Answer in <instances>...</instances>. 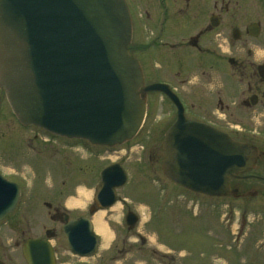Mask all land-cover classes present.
<instances>
[{
    "label": "rangeland",
    "instance_id": "374dc122",
    "mask_svg": "<svg viewBox=\"0 0 264 264\" xmlns=\"http://www.w3.org/2000/svg\"><path fill=\"white\" fill-rule=\"evenodd\" d=\"M128 1L135 23L132 46L137 47L140 57L143 44L148 41V25L152 24L142 19L147 9L144 6L150 1ZM154 14L151 12V18ZM179 23L169 21V32L178 29ZM263 40L258 38L248 45L232 46L228 52L235 57L233 65L241 64L236 70L231 68L236 76L230 75L232 81L227 78L226 70L214 74L205 90L210 92L205 96L198 89L202 82H193L197 94L188 92L184 83L177 84L187 106L186 116L204 117L233 136L242 137L245 132L250 142L264 139L257 135L264 132V81L253 72L255 65L264 60V50H255V45ZM166 44L169 53L166 58L163 54L158 58L162 69L159 76H169L178 83L180 73L186 76L199 65L209 66L206 58L195 52L197 44L194 50L185 40L177 43L176 51ZM236 48L240 51L236 52ZM143 58L140 59L145 63L143 70L148 74V56ZM239 72L242 81L237 76ZM156 75L151 73L149 78ZM248 80L253 87L256 85V93L263 98L252 107L241 104L242 90ZM217 90L223 104H230L229 109L216 107ZM203 97H208L213 105L208 106V99ZM200 98L202 104L197 101ZM162 99L158 93H147L146 116L139 133L130 142L111 148L98 146L87 150L80 141L53 137L33 127L19 130L13 121L6 122L0 136H7L11 142L0 140V148L4 145L6 148L4 152L0 149V171L19 183L21 196L15 211L0 222V245H12L15 240L20 243L28 236H42L46 228L58 230L59 222L51 218L53 207L61 210L62 204L76 195L77 183L88 187L94 182L98 168L119 161L127 169V183L118 189L116 204L97 212L101 213L98 222L106 227L109 236L100 239L98 252L88 258L69 255L57 246L60 264H264V184L250 177L231 180V194L213 197L167 185L160 168V150L170 116L169 106ZM254 169L253 173L264 175V158ZM252 188L258 190L256 197L247 195ZM61 190L65 194L60 196ZM235 192L239 196H234ZM163 196L170 199L169 203L157 213ZM91 199L92 196L85 198L82 208H71L70 215H88L85 206ZM45 201L51 202L52 208ZM127 210L138 216V221L130 227L124 221Z\"/></svg>",
    "mask_w": 264,
    "mask_h": 264
},
{
    "label": "water",
    "instance_id": "95a60500",
    "mask_svg": "<svg viewBox=\"0 0 264 264\" xmlns=\"http://www.w3.org/2000/svg\"><path fill=\"white\" fill-rule=\"evenodd\" d=\"M130 38L124 0H0V86L24 123L91 142L121 143L136 133L145 109L138 63L127 50ZM225 138L206 124L186 121L179 106L164 140V169L194 190L217 192L200 186L208 171L224 181L228 169L238 170L253 155L242 143L223 145ZM119 168L110 166L103 173L121 177L100 184L99 195L106 194L98 197L101 205L114 200L113 187L124 179ZM17 197V186L0 180V217L15 207ZM61 234V243L73 253L96 250L84 217L67 222ZM27 243L43 259L51 256L43 240ZM30 260L36 263L34 255Z\"/></svg>",
    "mask_w": 264,
    "mask_h": 264
},
{
    "label": "flooded vegetation",
    "instance_id": "af4514ba",
    "mask_svg": "<svg viewBox=\"0 0 264 264\" xmlns=\"http://www.w3.org/2000/svg\"><path fill=\"white\" fill-rule=\"evenodd\" d=\"M146 1L150 2L144 6L147 9L143 11L142 19L152 22L150 25L152 42L166 45L167 42L177 44L187 40L191 44L201 46L203 55L207 56V59H211L209 66L215 74L223 65L228 73L230 71L229 75L235 77L236 74L232 72L231 68L236 70L241 65H233L235 57L230 51L223 56L220 53L221 46L226 43L248 45L258 38L264 39V5H260L261 0H253L252 3H250L251 0H144V3ZM151 12L155 13L153 18H151ZM174 20L180 22L179 28H173L169 32L168 23ZM184 27L193 29L194 33L188 35L186 32L179 31ZM263 43H261L262 46H264ZM235 50L236 52L240 51L239 48ZM221 61L224 63L221 64ZM253 72L258 76L256 68L253 69ZM241 75V72L237 74L240 81H242ZM248 77L250 78V74ZM206 81L210 82L209 79ZM242 91L244 95L240 99L244 107L255 106L261 99L256 93V85L253 87L251 80L246 81ZM208 92L210 90L202 93ZM218 92L221 93L220 90L215 91L218 97L216 107L229 109L230 104H223L221 94ZM203 98L208 99V97ZM208 101L207 105H213V102H210L209 99ZM53 211L52 219L63 222L67 213L61 212L58 208H54ZM0 260L2 264H27L23 257L22 245L17 240L12 245H0ZM58 263L55 260L54 264Z\"/></svg>",
    "mask_w": 264,
    "mask_h": 264
},
{
    "label": "bare ground",
    "instance_id": "6f19581e",
    "mask_svg": "<svg viewBox=\"0 0 264 264\" xmlns=\"http://www.w3.org/2000/svg\"><path fill=\"white\" fill-rule=\"evenodd\" d=\"M79 194L81 195V198L78 199V200H75V202H74L73 200L70 199V200L68 201V205H73L74 203H76V205H78V204L82 203L83 200H84L85 198L88 197V193H87L85 190H83V189H81V190L79 191ZM100 214H101V213H96V214H94L95 226H96V229H97V230L100 232V234L103 236V239H105V238H107V237L109 236V234H108V232H107L106 227H105L103 224L97 222L98 218L101 217Z\"/></svg>",
    "mask_w": 264,
    "mask_h": 264
}]
</instances>
